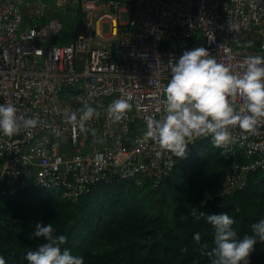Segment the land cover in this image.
Wrapping results in <instances>:
<instances>
[{
	"label": "built area",
	"instance_id": "2783aa9c",
	"mask_svg": "<svg viewBox=\"0 0 264 264\" xmlns=\"http://www.w3.org/2000/svg\"><path fill=\"white\" fill-rule=\"evenodd\" d=\"M27 1L0 0V97L39 122L0 134V195L48 192L75 200L93 186L143 178L158 187L178 157L157 156L158 143L144 135L146 117L163 114L174 58L203 46L240 71L246 56L264 55V0H68L83 17L66 45L54 44L64 30L60 20L26 24ZM78 97L100 111L87 132L66 121L81 107ZM115 98L132 105L119 121L108 113ZM235 104L242 107L244 97ZM231 131L232 142L219 149L231 164L229 184L243 186L251 172L264 170V118L253 129ZM206 143L210 138L195 137L188 149Z\"/></svg>",
	"mask_w": 264,
	"mask_h": 264
},
{
	"label": "trees",
	"instance_id": "16d2710c",
	"mask_svg": "<svg viewBox=\"0 0 264 264\" xmlns=\"http://www.w3.org/2000/svg\"><path fill=\"white\" fill-rule=\"evenodd\" d=\"M62 33L54 44L75 39L67 42ZM231 170L219 147L206 143L178 157L172 176L156 188L151 178H143L142 183L93 186L76 201L48 192L0 195V255L6 264H28L26 253L42 242L31 237L35 224L50 222L57 234L67 236L64 246L83 256L85 264H208L201 245L212 246L214 230L204 218L194 219L193 207L228 212L240 237L264 218V170L251 172L242 189L222 194ZM207 190L211 197L204 204ZM196 232L200 242L194 240ZM250 258L251 264H264V242H257Z\"/></svg>",
	"mask_w": 264,
	"mask_h": 264
},
{
	"label": "clouds",
	"instance_id": "9594fccd",
	"mask_svg": "<svg viewBox=\"0 0 264 264\" xmlns=\"http://www.w3.org/2000/svg\"><path fill=\"white\" fill-rule=\"evenodd\" d=\"M243 64L242 70L232 71L203 46L184 50L174 58L163 91V114L146 117L144 135L158 143L157 156L168 151L185 157L195 137H208L216 147L226 146L232 142L231 126L250 130L264 118V55L250 54ZM239 96L244 97V104L238 109L235 101ZM78 99L81 107L68 112L66 121L87 132L86 122L98 117L100 111L87 100ZM131 107L129 99L115 98L108 105V113L119 121ZM38 122V116L18 115L12 102L0 103V134L11 137L21 127L35 128ZM91 131L95 134L96 130ZM191 215L195 220L204 218L214 230L212 246L201 245V255L208 257V264H251L250 254L257 242H264V218L251 224L250 234L240 237L233 227L234 217L226 211L208 213L193 207ZM31 237L42 238V242L26 253L28 264H85L83 256L64 246L67 236L57 234L52 223L37 222ZM194 240L201 241L199 232ZM0 264H6L3 255Z\"/></svg>",
	"mask_w": 264,
	"mask_h": 264
},
{
	"label": "rangeland",
	"instance_id": "374dc122",
	"mask_svg": "<svg viewBox=\"0 0 264 264\" xmlns=\"http://www.w3.org/2000/svg\"><path fill=\"white\" fill-rule=\"evenodd\" d=\"M77 10V6L73 7V5L68 0H41L40 2L39 0H28L27 6L25 8V21L26 24L29 25H46L52 19H58L64 24V30L60 38L67 42H71L74 38H76L81 30L79 27V21L82 17L79 16L78 13H75ZM103 31L106 35L110 33L109 23L104 24ZM138 181L142 183L143 179ZM243 186L235 182L234 185H231L229 184L228 180L225 181V183L221 186V192L222 194L229 195L236 190L242 189ZM218 190V188L213 190V193H216ZM208 193L209 200L211 194L209 191ZM76 200L77 199L72 201Z\"/></svg>",
	"mask_w": 264,
	"mask_h": 264
},
{
	"label": "water",
	"instance_id": "95a60500",
	"mask_svg": "<svg viewBox=\"0 0 264 264\" xmlns=\"http://www.w3.org/2000/svg\"><path fill=\"white\" fill-rule=\"evenodd\" d=\"M208 198H209V193H208V190H207L206 191V194H205V202H204V204L207 203Z\"/></svg>",
	"mask_w": 264,
	"mask_h": 264
},
{
	"label": "crops",
	"instance_id": "0c3cea01",
	"mask_svg": "<svg viewBox=\"0 0 264 264\" xmlns=\"http://www.w3.org/2000/svg\"><path fill=\"white\" fill-rule=\"evenodd\" d=\"M72 14V13H71Z\"/></svg>",
	"mask_w": 264,
	"mask_h": 264
}]
</instances>
